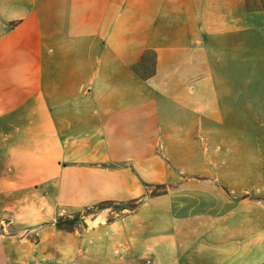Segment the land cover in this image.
<instances>
[{
    "label": "crops",
    "instance_id": "1",
    "mask_svg": "<svg viewBox=\"0 0 264 264\" xmlns=\"http://www.w3.org/2000/svg\"><path fill=\"white\" fill-rule=\"evenodd\" d=\"M144 260L264 264V0H0V264Z\"/></svg>",
    "mask_w": 264,
    "mask_h": 264
},
{
    "label": "trees",
    "instance_id": "2",
    "mask_svg": "<svg viewBox=\"0 0 264 264\" xmlns=\"http://www.w3.org/2000/svg\"><path fill=\"white\" fill-rule=\"evenodd\" d=\"M113 207L116 214H119L125 210L127 211H134L137 206L134 203H116V202H102L94 206L86 207L83 212L75 214L72 218L69 217H60L56 222V227L58 229L66 230V231H73L74 228L79 224H84V219L90 215H95L98 212ZM111 221V219H108Z\"/></svg>",
    "mask_w": 264,
    "mask_h": 264
},
{
    "label": "rangeland",
    "instance_id": "3",
    "mask_svg": "<svg viewBox=\"0 0 264 264\" xmlns=\"http://www.w3.org/2000/svg\"><path fill=\"white\" fill-rule=\"evenodd\" d=\"M114 210L115 209L113 207H110V208H107V209H104V210L98 212L95 215H90V216L87 217V222L88 223H92V221L97 220L100 215L105 214V213L109 214V218L108 219H113L114 216L118 215V214L115 213ZM124 213H127V211L121 212V213H119V215L120 214H124Z\"/></svg>",
    "mask_w": 264,
    "mask_h": 264
},
{
    "label": "built area",
    "instance_id": "4",
    "mask_svg": "<svg viewBox=\"0 0 264 264\" xmlns=\"http://www.w3.org/2000/svg\"><path fill=\"white\" fill-rule=\"evenodd\" d=\"M139 264H153V262L151 260H144L140 262Z\"/></svg>",
    "mask_w": 264,
    "mask_h": 264
}]
</instances>
